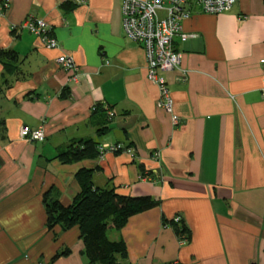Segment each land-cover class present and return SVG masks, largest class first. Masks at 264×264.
<instances>
[{
    "label": "crops",
    "instance_id": "obj_1",
    "mask_svg": "<svg viewBox=\"0 0 264 264\" xmlns=\"http://www.w3.org/2000/svg\"><path fill=\"white\" fill-rule=\"evenodd\" d=\"M8 1L0 15V51L8 52L0 53V264H91L78 226L48 228L44 201L49 193L69 205L84 168L97 187L160 200L108 230L126 245L123 264H264V0L196 10L184 21L193 35L176 36L181 62L166 72L176 125L157 105L144 48L124 31L122 0ZM30 15L49 22L57 47L22 28ZM64 53L78 64V81L58 63ZM26 124L42 126L46 139L21 137ZM88 139L130 144L133 153L59 158ZM179 216L191 229L184 242Z\"/></svg>",
    "mask_w": 264,
    "mask_h": 264
},
{
    "label": "built area",
    "instance_id": "obj_2",
    "mask_svg": "<svg viewBox=\"0 0 264 264\" xmlns=\"http://www.w3.org/2000/svg\"><path fill=\"white\" fill-rule=\"evenodd\" d=\"M82 4L88 0H72ZM239 0H122V23L126 35L133 41L139 42L145 50L147 59L148 78L159 88L157 105L173 115V122L181 123V118L174 113V99L170 91L166 72L178 68L182 52L176 47V36L183 39L193 35L184 30V21L189 19L196 10L219 14L232 8ZM9 6L8 0L0 2V15ZM22 28L39 35L48 48L58 46L52 36V27L44 18L28 16L22 21ZM58 63L68 72L70 79L78 81L79 66L73 56L60 54ZM264 84V59L262 60ZM21 137L32 141H44L46 133L42 126L32 127L23 125ZM100 156L107 152L127 151L133 153L131 147L121 142L104 143L98 146ZM99 156V157H100ZM180 217H177V220ZM184 242V240H181ZM171 264H184L179 259Z\"/></svg>",
    "mask_w": 264,
    "mask_h": 264
},
{
    "label": "trees",
    "instance_id": "obj_3",
    "mask_svg": "<svg viewBox=\"0 0 264 264\" xmlns=\"http://www.w3.org/2000/svg\"><path fill=\"white\" fill-rule=\"evenodd\" d=\"M99 111L103 112L104 109L97 105L95 113ZM101 130L104 131L105 127ZM99 145L93 139L76 141L59 153V158L64 162H72L99 157ZM126 146L131 147L130 144ZM76 176L81 190L69 205L50 198L49 193L44 195L48 228L59 225L63 230H68L78 226L85 246L84 253L91 264H123L121 261L127 256L126 245L123 240H111L108 230L122 228L131 216L157 207L160 200L151 195L121 194L115 187H97L90 169H81ZM174 227L180 240L187 241L190 238L191 229L185 219L180 217L175 221ZM69 251L65 249L54 258L68 254Z\"/></svg>",
    "mask_w": 264,
    "mask_h": 264
},
{
    "label": "rangeland",
    "instance_id": "obj_4",
    "mask_svg": "<svg viewBox=\"0 0 264 264\" xmlns=\"http://www.w3.org/2000/svg\"><path fill=\"white\" fill-rule=\"evenodd\" d=\"M29 140V139H28ZM113 230V229H112ZM111 234V230L109 231V233H108V235H110Z\"/></svg>",
    "mask_w": 264,
    "mask_h": 264
}]
</instances>
